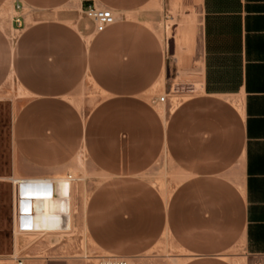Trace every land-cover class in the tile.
I'll return each instance as SVG.
<instances>
[{
  "label": "crops",
  "instance_id": "0c3cea01",
  "mask_svg": "<svg viewBox=\"0 0 264 264\" xmlns=\"http://www.w3.org/2000/svg\"><path fill=\"white\" fill-rule=\"evenodd\" d=\"M20 1L35 19L15 38L0 25V89L12 78L27 93L13 111L18 170L42 175L86 151L103 178L84 227L131 264L166 234L186 253L180 264H237L226 252L239 242L264 255V0H196L194 91L168 112L146 96L167 68L164 42L139 15L153 0H92L117 20L88 32L55 14L74 0ZM88 79L99 96L86 109L72 96ZM163 153L183 175L167 193L146 176ZM70 213L72 223V201Z\"/></svg>",
  "mask_w": 264,
  "mask_h": 264
},
{
  "label": "rangeland",
  "instance_id": "374dc122",
  "mask_svg": "<svg viewBox=\"0 0 264 264\" xmlns=\"http://www.w3.org/2000/svg\"><path fill=\"white\" fill-rule=\"evenodd\" d=\"M195 4L196 0H153L139 10L141 18L160 35L166 49V71L146 94L163 112H168L194 91L192 60L196 58L199 41L197 29L192 32L193 24L198 18ZM94 7L99 6L92 0H74L56 10L55 14L88 32L94 22L86 11ZM35 17L36 12L20 0H9L0 9V25L11 38L17 37ZM162 95L166 96V101H157ZM98 96L95 85L88 79L72 97L79 100L87 98L88 102L84 106L88 109ZM26 98V91L15 79L10 78L0 89V262L14 264L11 254L15 252L28 256L31 264H36L42 255L64 260L73 258L77 264H107L110 254L98 248L83 223V209L87 198L103 178V173L90 161L86 151H80L66 165L38 176L23 173V170H27L26 166L22 170H18L16 166L17 158L12 140L13 111ZM43 176L70 180L73 215L71 228H67L68 217L55 213L56 200L51 199L50 213L46 216L47 230H19L14 221V200L18 193L15 179ZM146 176L166 193L183 178L182 172L166 153L148 169ZM54 191L53 185H46L44 195L53 194ZM38 244L47 247L45 254L33 250V246ZM61 246L63 247L59 248ZM226 255L237 264H264V255L248 254L241 242L228 250ZM185 258L184 250L166 234L155 247L139 255L137 261L142 264H180Z\"/></svg>",
  "mask_w": 264,
  "mask_h": 264
},
{
  "label": "bare ground",
  "instance_id": "6f19581e",
  "mask_svg": "<svg viewBox=\"0 0 264 264\" xmlns=\"http://www.w3.org/2000/svg\"><path fill=\"white\" fill-rule=\"evenodd\" d=\"M18 181V193L23 198L22 209L32 212L27 215V219L22 223L21 230L45 231L46 216L50 213L51 199H55V213L59 216L67 217L66 212L71 210L69 179L52 178H23ZM46 185L54 186L53 194L45 196Z\"/></svg>",
  "mask_w": 264,
  "mask_h": 264
},
{
  "label": "built area",
  "instance_id": "2783aa9c",
  "mask_svg": "<svg viewBox=\"0 0 264 264\" xmlns=\"http://www.w3.org/2000/svg\"><path fill=\"white\" fill-rule=\"evenodd\" d=\"M87 16L94 22L96 30L102 31L107 26L113 24L117 20V16L114 13V11L109 7H94L90 8L86 11ZM165 95H162L158 97L160 101L165 100ZM15 182L18 183V181ZM23 198L19 193L15 195L14 200V221L15 226L18 227L19 230H21L22 223L27 219V215L32 214V212H29L27 210L22 209V202ZM68 217V229L71 228V213L70 211L65 213ZM108 261H106L107 264H131V261L128 257L116 255V254H110ZM11 259L14 262V264H31L29 261V257L24 254L19 253H12Z\"/></svg>",
  "mask_w": 264,
  "mask_h": 264
}]
</instances>
